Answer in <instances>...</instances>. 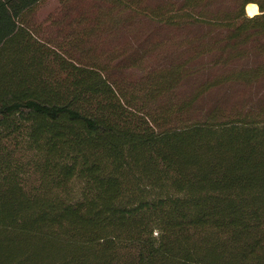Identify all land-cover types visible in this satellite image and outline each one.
<instances>
[{"label": "trees", "instance_id": "1", "mask_svg": "<svg viewBox=\"0 0 264 264\" xmlns=\"http://www.w3.org/2000/svg\"><path fill=\"white\" fill-rule=\"evenodd\" d=\"M56 1L0 0V264H264V0Z\"/></svg>", "mask_w": 264, "mask_h": 264}, {"label": "rangeland", "instance_id": "2", "mask_svg": "<svg viewBox=\"0 0 264 264\" xmlns=\"http://www.w3.org/2000/svg\"><path fill=\"white\" fill-rule=\"evenodd\" d=\"M56 5H57L56 0H46L45 5H44L43 10H42L43 16L48 14L54 8H56Z\"/></svg>", "mask_w": 264, "mask_h": 264}, {"label": "bare ground", "instance_id": "3", "mask_svg": "<svg viewBox=\"0 0 264 264\" xmlns=\"http://www.w3.org/2000/svg\"><path fill=\"white\" fill-rule=\"evenodd\" d=\"M246 11L250 16L256 15L259 13L258 6L256 4H250L246 7Z\"/></svg>", "mask_w": 264, "mask_h": 264}, {"label": "water", "instance_id": "4", "mask_svg": "<svg viewBox=\"0 0 264 264\" xmlns=\"http://www.w3.org/2000/svg\"><path fill=\"white\" fill-rule=\"evenodd\" d=\"M246 13H247V11H246ZM247 15H249L248 13H247ZM250 16V15H249Z\"/></svg>", "mask_w": 264, "mask_h": 264}, {"label": "crops", "instance_id": "5", "mask_svg": "<svg viewBox=\"0 0 264 264\" xmlns=\"http://www.w3.org/2000/svg\"><path fill=\"white\" fill-rule=\"evenodd\" d=\"M250 5V4H249ZM259 11V10H258Z\"/></svg>", "mask_w": 264, "mask_h": 264}]
</instances>
